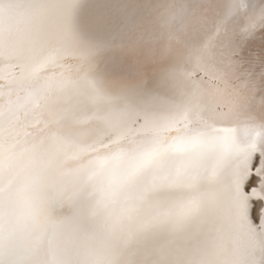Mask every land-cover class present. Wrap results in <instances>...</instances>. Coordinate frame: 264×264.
Returning a JSON list of instances; mask_svg holds the SVG:
<instances>
[{"label":"snow or ice","instance_id":"1","mask_svg":"<svg viewBox=\"0 0 264 264\" xmlns=\"http://www.w3.org/2000/svg\"><path fill=\"white\" fill-rule=\"evenodd\" d=\"M0 264H264V0H0Z\"/></svg>","mask_w":264,"mask_h":264},{"label":"bare ground","instance_id":"2","mask_svg":"<svg viewBox=\"0 0 264 264\" xmlns=\"http://www.w3.org/2000/svg\"><path fill=\"white\" fill-rule=\"evenodd\" d=\"M261 43H262V41H261V39L258 36V38L253 41V46L256 47V48H259L261 46Z\"/></svg>","mask_w":264,"mask_h":264}]
</instances>
